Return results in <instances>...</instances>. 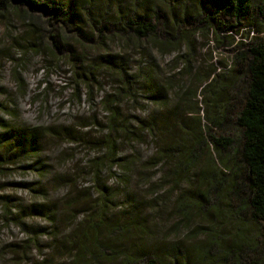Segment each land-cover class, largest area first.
Instances as JSON below:
<instances>
[{"label":"trees","instance_id":"1","mask_svg":"<svg viewBox=\"0 0 264 264\" xmlns=\"http://www.w3.org/2000/svg\"><path fill=\"white\" fill-rule=\"evenodd\" d=\"M209 3L210 12L200 15V28L211 30L215 41L221 45H233L229 55L230 62L228 65L224 63L226 69L221 73L211 68L199 74V69L192 72V68L186 66V73L201 82L198 86L199 92L207 109L205 112L202 110V118L197 107L189 105L184 108L185 101L181 96H178L176 104L167 108L169 92L174 87L169 86L172 82H169L170 78L166 76H159L163 82L157 80L154 64L151 62L127 69L120 60L119 64H113L105 56L88 58L85 54L78 53L77 49L70 45L72 37L69 31L75 19L63 20L65 8L61 4L41 0H0V13L12 9L22 19H19L22 25V41L19 45L30 53L50 52L54 58L52 63H47L49 69H54L53 82L49 81V77L54 75L50 72L42 73L45 80L36 83L34 87L38 89L41 83L43 86L34 94L33 89H28V85L17 76V93L24 96L31 91V96H35L34 101L39 99L44 104L52 98L59 109L70 101L74 104L86 102L92 111L85 118L93 116V121L78 122L77 111H74L65 124L29 126L23 122H12L16 119L15 113H10L6 104L0 102V180L7 177L6 171L9 168L40 172L37 166L48 165L45 160L39 161L41 136L44 138L42 142L59 141L88 146L95 142L98 145L95 149L101 154L90 160L91 169L86 172L90 175L89 182L83 181L84 183L75 185L73 179L65 174L66 170L53 173L49 181H56L54 178L59 177L61 181L58 184L62 183L66 188L64 198L73 197L70 187L75 188L77 196L72 199L75 201L73 203L83 197L87 201H95L98 205L106 207L112 203V194L109 195L110 186L106 184V180L99 178L103 177L101 171L104 168L107 176L111 175V168L115 166L134 171L140 160L136 150L132 149L134 146L151 145V154L141 159V165L151 163L149 166L153 167L158 163L157 157L169 158V161H172L170 174L176 178L188 174L194 165L198 164L201 145L208 143L211 145L205 158V165L209 168L208 183L202 186V190L193 199L206 205V211L211 210L212 202H217V212L225 210L223 205L233 206V201L235 212L232 221L235 227L230 233V245L226 247L222 258L224 261H242V264L245 260H248L249 264H264V37L236 43L233 36L227 33L235 31V24H240L247 16L250 0H209ZM72 5L73 1L70 0L66 9ZM112 7L116 10L112 19L105 16L101 20L105 23L104 29H107L108 25H120L113 29L123 33L126 40L145 41L147 46H153L160 52L171 53L175 58L180 55L181 49H187L182 61L191 60L193 41L190 31L187 30L189 27H186L192 24L187 13L188 0H184L180 5L176 19H168L160 12H154L147 17L135 16L133 12L122 16L119 14L118 3L112 2ZM218 15L233 24L217 30L215 21ZM91 25L94 26V22L91 21ZM76 35L82 37V32L77 31ZM88 42L89 40H85V43ZM107 85L111 88L104 89ZM188 91L190 89L183 86L177 89V93L184 97H188ZM158 105L161 106L159 111ZM8 106L13 107L11 103H8ZM97 110L104 112L100 119L96 117ZM183 112L194 122L205 119L206 125L198 124L197 130H192L196 123L193 126L186 123ZM137 113H144V116L139 117ZM230 113L234 118L238 137L213 136L210 126L220 124ZM158 133L162 139V146L160 144L159 147L155 141ZM168 135H172L171 146L167 144ZM127 144L132 145L129 151L136 156L135 160H131L130 154H122L121 148ZM40 175L41 173L36 174V177ZM12 182H0V208L4 223L21 226L20 221L25 216L24 210L32 206L53 207L43 195L45 183L41 184L35 179H19ZM12 184L19 185L18 188L30 193L29 203L23 205L22 201L18 202L19 198L1 193L5 186ZM90 188L96 193L93 200L87 195ZM37 194L39 199H35ZM176 211L185 215L188 209ZM49 212L54 215L56 213L55 210H48L47 213ZM225 212L226 218L231 219L228 211ZM207 235V251L222 249L221 235H215L209 230ZM138 264H157V259L147 257Z\"/></svg>","mask_w":264,"mask_h":264},{"label":"rangeland","instance_id":"2","mask_svg":"<svg viewBox=\"0 0 264 264\" xmlns=\"http://www.w3.org/2000/svg\"><path fill=\"white\" fill-rule=\"evenodd\" d=\"M41 1L64 6V21L69 18L75 19L69 31L72 37L70 45L76 48L78 53L81 52L88 58L105 56L113 64H119L120 60L127 69L151 62L154 64L157 80L161 81L160 75L162 78L166 76L170 78L169 82H172L169 86L174 87L169 92L167 108L176 104L179 100L178 96H181L185 101L184 108L189 105L197 107L204 118L202 110L205 112L207 109L203 103L204 98L199 92L198 86L201 82L186 73V66L192 68V72L194 70L197 72L199 69V74L211 68L221 73L226 69L224 63L228 65L230 62L229 55L233 45H221L215 41L211 30L205 31L200 28L198 24L200 15L210 12L209 0H188L187 13L192 24L186 27H189L187 30L190 31L193 41L189 62H184V59L182 61L187 49H181L180 55L175 58L171 53L160 52L153 46H147L145 41L126 40L123 33L113 29L120 25H108L107 29H104L105 23L101 21L105 16L112 19L115 15L116 10L112 7V2L119 4V14L122 16L133 12L135 16L147 17L154 12H160L168 19H176L184 0H132L131 3L130 0H90L89 4V0H72L73 5L68 10L66 8L70 0ZM19 19L22 20L12 9L0 13V102L6 104L10 113H15L16 119L12 122H23L37 127L65 124L74 111H77L78 122L93 121V116L85 118L92 111L86 102L74 104L70 101L59 109L52 98L47 99L45 104L39 99L34 101V94L43 86L41 83L37 89L34 87L35 84L45 80L42 73L50 72L54 75V69H49L47 66V63H52L54 58L50 52L30 53L19 45L22 41L20 36L22 25ZM91 21L94 22V26L91 25ZM215 22L217 30L233 24L232 21L219 15L216 16ZM234 27L235 31L227 33L233 36L236 43L262 39L264 0H250L247 16ZM75 28L80 29L77 31L82 32V37L76 35ZM85 40L89 42L85 43ZM174 66L177 67L173 68ZM99 72L105 71L99 70ZM17 76L28 85V89H33L32 96L31 91L24 96L17 93L15 88ZM54 78L55 75L49 77V81L53 82ZM181 86L190 89L187 93L188 97L177 93V89ZM107 88L111 87L109 85L104 87ZM8 103L13 107H9ZM157 109L159 111L161 106L158 105ZM97 111V118L104 116L103 111ZM137 114L139 117L144 116V113ZM202 118L199 122H194L183 112L186 123H190V126L196 123L192 130H197L198 124L206 125V120ZM233 119L230 113L220 124L211 125V134L238 137ZM168 122L170 123L171 120ZM37 132L41 134L40 131ZM171 137L172 135H168L166 138L170 146ZM43 139L41 136L39 161L45 160L48 165L37 166L40 172L9 168L6 171L7 177L0 182H16L19 179L39 180L41 184L45 183L46 189L43 195L53 207L32 206L24 210L25 216L20 221L21 226L4 223L0 208V264H138L151 256L157 259V264H242L240 263L242 261L229 259L224 261L222 258L226 247L230 245V233L235 227L232 221L235 203L231 202L233 206L223 205L231 218L228 219L225 210L217 212L219 205L217 202H212L211 210L206 211V205L193 199L202 190V186L208 183L209 168L205 165V158L211 148L210 144L202 143L198 164L194 165L188 174L176 178L170 174L172 161H169V158L157 157L158 163L153 167L149 166L151 163L141 165V159L151 154L150 144L148 146L139 144L133 148L131 144L122 148L120 146L122 154H130V148L136 150L140 160L134 171L115 166L111 168V175L107 176L105 169H102L103 177L99 178L106 180V184L110 186L109 195L112 194V203L105 207L95 201H87L83 197L73 203L75 201L72 199L77 196L75 188L70 187L73 197L64 198L66 188L62 183L58 184L61 181L59 177L54 178L56 181H49L53 173L66 170L65 174L73 179L75 185L89 182L90 175L86 172L91 169L90 160L101 154L95 149L98 145L95 142L93 145L89 144L90 146L59 141L42 142ZM155 141L157 147L160 144L162 146L159 133ZM130 158L135 160L136 156L130 154ZM39 173H41L40 177H36ZM18 187L19 185L16 184L5 186L1 193L19 198L18 202L22 201L23 205L29 203L30 193ZM87 195L90 200L96 198L95 190L92 188L87 191ZM35 199H39L38 194ZM54 201L57 203L54 204ZM179 209L183 211L188 209V212L182 215L176 211ZM48 210H55V215L51 212L47 213ZM208 230L222 236L220 241L222 249L207 251ZM243 264H249V261L245 260Z\"/></svg>","mask_w":264,"mask_h":264}]
</instances>
